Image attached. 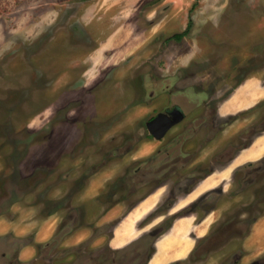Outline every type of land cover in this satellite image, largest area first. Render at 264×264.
<instances>
[{
    "label": "rangeland",
    "instance_id": "374dc122",
    "mask_svg": "<svg viewBox=\"0 0 264 264\" xmlns=\"http://www.w3.org/2000/svg\"><path fill=\"white\" fill-rule=\"evenodd\" d=\"M250 76L264 84V0H0V264H93L113 245L116 264L264 261V167L186 195L264 129V102L227 142L232 120L212 121ZM172 105L186 118L158 141L145 123ZM43 220L65 226L53 251Z\"/></svg>",
    "mask_w": 264,
    "mask_h": 264
},
{
    "label": "crops",
    "instance_id": "0c3cea01",
    "mask_svg": "<svg viewBox=\"0 0 264 264\" xmlns=\"http://www.w3.org/2000/svg\"><path fill=\"white\" fill-rule=\"evenodd\" d=\"M261 81H262L261 78L255 77V76H250L246 78L245 80L240 82L235 88H233V90L225 98H223L216 106V116L218 118H221V119L229 118V120H232V121H225L226 124L223 125L220 129V132H218L221 134L222 141H226L227 139H230L232 135H234L236 132L242 129L241 128L242 126H245V127L247 126L244 123H236L234 121L236 119L237 114L251 110V108L254 107V105L264 102V84H262ZM262 107L263 106H261V108ZM263 117H264V112L262 113L258 121L263 119ZM254 118L255 117H252V118L250 117L247 120V124L252 122ZM260 159H264V129H262L261 131L253 135L246 145L240 146L234 152L232 156L227 158L224 165L219 166V168H214L215 170H212V172H209L208 174L200 178V180L195 184L194 187H192V189L186 195L190 196L194 192L195 194H198L197 189H199L201 185L208 178L214 177L216 179V175L214 174L215 172H218V173L232 172L231 173L232 175L234 174V171L236 169L242 167L243 165L249 162H256ZM204 220H202L201 222H196V223L194 222L193 225H196V226L193 229L195 230L197 225L199 226L200 224H202ZM42 222H44V224H42ZM42 222L38 224V228L35 230L34 235H33L34 241L37 243H42V242L47 241L54 234L56 230V226H57V224L54 222H51V220H43ZM82 235L83 234L79 236H82ZM15 236H22V235H20V233H17L15 234ZM197 236H200V235H197ZM75 242H78V241H75ZM126 242L127 241L123 240V244ZM26 247L28 246L21 248V250L18 253V259L20 261L27 258L25 257L27 255L26 252L30 249ZM113 247L120 248L114 245ZM31 255L32 254H30L29 256Z\"/></svg>",
    "mask_w": 264,
    "mask_h": 264
},
{
    "label": "flooded vegetation",
    "instance_id": "af4514ba",
    "mask_svg": "<svg viewBox=\"0 0 264 264\" xmlns=\"http://www.w3.org/2000/svg\"><path fill=\"white\" fill-rule=\"evenodd\" d=\"M178 93H180V92H178ZM181 99V98H180ZM204 100H205V103H208V99H206V97H204ZM197 107V106H196ZM193 109V108H192ZM194 109H195V107H194ZM186 112H188V111H184L183 109H181L180 107H178V105H172V106H169V107H165V108H163V109H161V110H159L155 115H153V116H151L147 121H146V123H145V127H146V130L148 131V133L150 134V135H152L150 132H149V129H148V125H150L151 126V128L155 131V127L156 128H158V129H160V124H158V123H154V124H151V122H152V120L156 117V116H158V115H161V116H164V117H167V118H169L170 119V121L171 122H174V124H172V126L167 130V131H165V133L163 134V136L161 137V138H159V139H157L158 141H160V139H163V137L168 133V131H170L172 128H174V127H177L185 118H186V115H187V113ZM214 116L212 117V121H213V123H214V117L216 116V109H214ZM204 114V115H203ZM206 113L205 112H203L202 113V115H200V118L198 119V118H194L193 119V126H195V125H201V124H203V123H205V120H207V118H208V116H209V114L208 115H205ZM196 120H200V121H196ZM226 123L224 122V124L222 123V124H220L221 126H220V129H221V127L223 126V125H225ZM190 126H192L191 124H190ZM188 131V132H187ZM191 129L189 128V127H187V128H185L184 129V132H185V134L186 133H191ZM218 131H220V130H218ZM261 131V130H260ZM157 132V131H156ZM256 133H258V132H256ZM256 133H253V134H251L252 136L253 135H255ZM181 134H183L182 132L181 133H179L178 135H181ZM193 134H195L194 133V131H193ZM177 135V136H178ZM175 137L174 136V142L177 140V141H181V139H183V137L179 140V137ZM194 136V135H193ZM252 136H250L249 137V139L245 142V143H243V144H241L240 146H244V145H246L247 143H248V141L250 140V138L252 137ZM152 137L154 138V139H156L155 138V136L154 135H152ZM187 139V138H186ZM190 139V138H189ZM178 143H180V142H178ZM177 143V144H178ZM175 144H176V142H175ZM239 146V147H240ZM238 147V148H239ZM237 148V149H238ZM236 151V150H235ZM234 154V153H233ZM232 156V155H231ZM226 160L227 159H225L224 160V164H225V162H226ZM188 162H189V160H188ZM224 164H222V165H224ZM221 165V166H222ZM263 167H264V159H260V160H258V161H256V162H249V163H247V164H245V165H243L242 167H240V168H238V169H236L235 171H234V174H236V172H238V171H243V169H248L247 171H246V175H250V176H252L253 174H255V173H258V172H262V170H263ZM163 169V168H162ZM251 170V171H250ZM209 173V172H208ZM207 173V174H208ZM206 175V174H205ZM204 175V176H205ZM198 179V178H197ZM200 180V179H199ZM199 180H197V182L199 181ZM202 220H204V219H201V220H199L198 222H201ZM61 227V226H60ZM60 227L58 228V229H56V231L54 232V234L47 240V241H45V242H43V243H46V244H49V242H51L52 241V238L55 236V234L57 233V231L60 229ZM63 232V231H62ZM61 235V236H60ZM59 236H60V238H58L57 239V243H55L57 246H58V242H60L61 241V239H62V236H63V233H61ZM208 236H207V233H204L203 235H200V236H197V235H195V240H199V241H203L204 239H206ZM201 238V239H200ZM198 241V242H199ZM197 242V243H198ZM196 246H197V244H195L193 247H192V249H191V254H192V252L194 251V249L196 248ZM51 251H53V249L51 250ZM64 251V250H63ZM65 252H71V250H68V251H66L65 250ZM72 253V252H71ZM6 254H7V256L8 257H11V258H13L14 257V255L16 254H14V255H10L9 253H7L6 252ZM242 256H239V259L241 258ZM10 263H11V261H10ZM81 264H82V262H81ZM85 264V263H84ZM247 264H264V261L263 260H261V259H255V260H253V261H251L250 263H247Z\"/></svg>",
    "mask_w": 264,
    "mask_h": 264
},
{
    "label": "trees",
    "instance_id": "16d2710c",
    "mask_svg": "<svg viewBox=\"0 0 264 264\" xmlns=\"http://www.w3.org/2000/svg\"><path fill=\"white\" fill-rule=\"evenodd\" d=\"M187 31H183L181 33H176L172 36V38L176 39V40H179L181 39V37L183 35L186 34ZM65 229V226H61L60 229L57 231V233L55 234V236L52 238V241L49 242V244H42V245H37L39 248H44V247H48L50 250L54 249L57 245L55 243H57V239L60 238V234L62 233V231ZM60 235V236H59ZM90 240V238H89ZM89 240H85L84 242L80 243L79 244V248L77 249H81L83 250V247H85L88 243ZM122 248V247H121ZM73 249V248H72ZM72 249H68L67 247H65L63 250L65 251H68V250H72ZM107 249H108V252H107ZM106 250V252H105ZM125 249H120V248H117V249H111V248H105L104 251H101L97 254H92V250L89 251V254L87 252V258L86 259H90L93 264H116V262H118V259H117V256H118V253H121L123 252ZM70 254V253H69ZM93 256V257H92ZM92 257V258H91ZM2 258L7 261L9 264L10 261L12 260L11 257H8L7 255L3 254L2 255ZM94 260V261H93ZM54 264H75L74 262H69V263H64V262H57L54 263ZM86 264V263H85Z\"/></svg>",
    "mask_w": 264,
    "mask_h": 264
},
{
    "label": "water",
    "instance_id": "95a60500",
    "mask_svg": "<svg viewBox=\"0 0 264 264\" xmlns=\"http://www.w3.org/2000/svg\"><path fill=\"white\" fill-rule=\"evenodd\" d=\"M154 123L160 124V129L155 127V131H154L150 125H148V129H149V132L152 135H154L156 139L161 138L163 134L165 133V131H167L172 126V124H174V122H171L169 118L161 116V115L156 116L152 120L151 124H154Z\"/></svg>",
    "mask_w": 264,
    "mask_h": 264
},
{
    "label": "bare ground",
    "instance_id": "6f19581e",
    "mask_svg": "<svg viewBox=\"0 0 264 264\" xmlns=\"http://www.w3.org/2000/svg\"><path fill=\"white\" fill-rule=\"evenodd\" d=\"M224 173V172H223ZM215 174V173H214ZM213 176V175H212ZM214 182H215V180H214V177H210V178H208L202 185V187L201 188H203V187H208L209 188V186H211L212 184H214Z\"/></svg>",
    "mask_w": 264,
    "mask_h": 264
}]
</instances>
